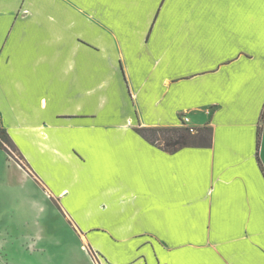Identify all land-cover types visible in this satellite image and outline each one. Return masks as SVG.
<instances>
[{"label":"crops","instance_id":"obj_1","mask_svg":"<svg viewBox=\"0 0 264 264\" xmlns=\"http://www.w3.org/2000/svg\"><path fill=\"white\" fill-rule=\"evenodd\" d=\"M263 109L264 0H0V264H264Z\"/></svg>","mask_w":264,"mask_h":264},{"label":"trees","instance_id":"obj_2","mask_svg":"<svg viewBox=\"0 0 264 264\" xmlns=\"http://www.w3.org/2000/svg\"><path fill=\"white\" fill-rule=\"evenodd\" d=\"M261 120L264 121V109L262 112ZM137 133L140 134L142 137H144L147 141H149L152 144H157L159 142L158 135H163V140L165 142V145L163 148L164 151L169 153H175L179 151L180 149L184 147H191V146H202V145H209L211 141V129H203L198 132L199 136H195L190 134L189 130H181V129H174V128H139L137 129ZM261 136H262V126L260 125L258 127L257 132V150L259 151L260 143H261ZM11 140V138H9ZM12 141V140H11ZM13 146L17 151L18 148L16 145L12 142ZM0 147L5 150L13 159L16 160V162L25 170L31 173L30 167L27 164V161L25 160L24 156L19 151V157L16 159L13 157L10 151H8L0 142ZM257 159L260 164V167L264 174V168L261 164V161L258 157L257 153Z\"/></svg>","mask_w":264,"mask_h":264},{"label":"rangeland","instance_id":"obj_3","mask_svg":"<svg viewBox=\"0 0 264 264\" xmlns=\"http://www.w3.org/2000/svg\"><path fill=\"white\" fill-rule=\"evenodd\" d=\"M174 129H181V130H186V128H184L183 126L180 127V128H174ZM190 132V131H189ZM192 135H195V136H199L198 132L195 131V133H191ZM163 135L164 134H160L158 135V138L160 139L159 142H157V145L161 146V147H164L165 145V142L163 140ZM9 135L8 133L0 128V142L2 143V145L8 150L11 152V154L13 155V157H15L16 159L19 157V151H17L15 149V147L13 146L12 144V141L9 139ZM2 166H5V159H4V156H3V153L2 151H0V167Z\"/></svg>","mask_w":264,"mask_h":264},{"label":"built area","instance_id":"obj_4","mask_svg":"<svg viewBox=\"0 0 264 264\" xmlns=\"http://www.w3.org/2000/svg\"><path fill=\"white\" fill-rule=\"evenodd\" d=\"M189 123V118H184L183 119V126L188 129L189 131L191 130V133H195V129L193 127L187 126Z\"/></svg>","mask_w":264,"mask_h":264},{"label":"snow or ice","instance_id":"obj_5","mask_svg":"<svg viewBox=\"0 0 264 264\" xmlns=\"http://www.w3.org/2000/svg\"><path fill=\"white\" fill-rule=\"evenodd\" d=\"M190 134H191V130H190Z\"/></svg>","mask_w":264,"mask_h":264}]
</instances>
